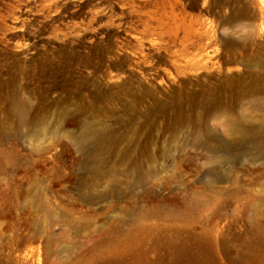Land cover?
<instances>
[{
    "label": "rangeland",
    "instance_id": "obj_1",
    "mask_svg": "<svg viewBox=\"0 0 264 264\" xmlns=\"http://www.w3.org/2000/svg\"><path fill=\"white\" fill-rule=\"evenodd\" d=\"M238 113L264 117V0H0V264H264Z\"/></svg>",
    "mask_w": 264,
    "mask_h": 264
},
{
    "label": "bare ground",
    "instance_id": "obj_2",
    "mask_svg": "<svg viewBox=\"0 0 264 264\" xmlns=\"http://www.w3.org/2000/svg\"><path fill=\"white\" fill-rule=\"evenodd\" d=\"M17 111H18V114H19V117L21 118V120H23L24 119V113H23L22 108L18 107ZM239 115L240 114L238 113L237 116L233 115L232 117H228V116L223 117V120H222V124H223V128H224L225 132L234 142L244 143L247 140H248V142H249V140L253 141L252 140L253 138H258V136H261L263 134L264 117L260 116L261 118H259L258 120L256 119L254 121H252V120L250 121L248 119H245V117H242ZM254 124L258 125V127L257 128L249 127L250 125H254ZM106 128L100 122L92 123L88 126V129H87L85 135L83 136V141L86 142L91 148H93L95 150V152H101L102 156L107 155V152L104 149V146L106 145V139L108 137L107 136L108 130ZM256 141H258V139ZM258 143H260V142H258ZM207 144L212 145L213 144L212 140L209 141ZM228 146H230V145H228ZM219 158L221 159V157H219ZM219 158H217V159H219ZM220 159H219V161H220ZM96 169H97V171H96V174L93 175V179H99L98 176L102 174V170L99 166H97ZM123 254H124V252H123ZM130 254H128V255H130ZM135 255L136 254L134 253L131 256L134 257ZM36 257L38 258L37 260H40L41 259L40 253L32 251L29 254L24 255V257L17 259L16 263L17 264H34L35 263L34 260ZM187 257H188V255H187ZM190 257H188V258H190ZM188 258H186V259H188ZM191 259L194 260V258H191ZM193 260H186L185 261V258L180 256L178 259L175 260L176 262L174 261L175 262L174 264H185L186 262H188V264H196L197 262L200 264L199 261L194 262ZM201 264H203V263L201 262Z\"/></svg>",
    "mask_w": 264,
    "mask_h": 264
}]
</instances>
